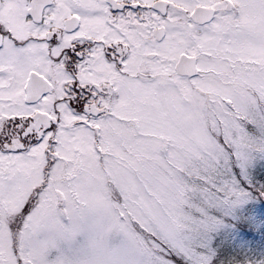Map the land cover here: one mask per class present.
<instances>
[{"label":"snow or ice","instance_id":"snow-or-ice-1","mask_svg":"<svg viewBox=\"0 0 264 264\" xmlns=\"http://www.w3.org/2000/svg\"><path fill=\"white\" fill-rule=\"evenodd\" d=\"M0 264H264V0H0Z\"/></svg>","mask_w":264,"mask_h":264}]
</instances>
